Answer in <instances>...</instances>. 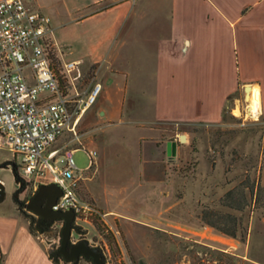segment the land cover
<instances>
[{
	"label": "rangeland",
	"instance_id": "1",
	"mask_svg": "<svg viewBox=\"0 0 264 264\" xmlns=\"http://www.w3.org/2000/svg\"><path fill=\"white\" fill-rule=\"evenodd\" d=\"M39 1L46 9H64V0ZM128 1L133 10L123 36L117 39L120 49L125 50L122 55L130 54L132 59H122L124 68H119L115 59L108 66L113 71L125 72L141 60V48L146 52L150 46L152 52L151 41L147 45L142 38L134 45L135 33L154 37L161 32L160 27H153L161 18L165 0ZM70 50L60 46L62 57L71 58L76 53L74 47ZM60 63L57 58V71ZM99 65L81 62L74 89L66 77L59 78L65 93L77 92L83 99L98 78ZM99 96L98 91L80 116L75 135L65 134L53 144L77 147L71 157L79 170L88 163L84 148L95 151V162L83 173L75 192L105 216L103 220L90 218V222L73 220L69 242L84 239L99 248L104 264H264V195L257 189L259 169L264 164V119L250 114L245 93L226 101L217 123L151 126L128 115L135 108L133 103L128 105L129 98L123 107V121L100 122L92 111ZM180 134L184 141H179ZM167 141L175 143L173 156L165 152ZM12 163L11 152L0 145V179L5 191L17 196L19 213L29 219L34 234L52 254L59 244L62 223L40 229L38 218L23 207L34 191L32 185L28 183L23 193L17 190L21 180L14 177ZM9 205L10 200H5L0 209ZM237 205H242L241 209L235 208ZM207 220L234 231V237L210 226ZM57 259L62 264H92L84 257L75 262Z\"/></svg>",
	"mask_w": 264,
	"mask_h": 264
},
{
	"label": "crops",
	"instance_id": "2",
	"mask_svg": "<svg viewBox=\"0 0 264 264\" xmlns=\"http://www.w3.org/2000/svg\"><path fill=\"white\" fill-rule=\"evenodd\" d=\"M31 1L53 22L60 64L73 61L80 69L83 61L100 63L95 78L100 96L92 106L100 122L123 121L129 98L128 105L133 103L135 108L128 115L142 125L213 124L221 120L226 101L242 92L246 107L256 101L257 115L264 119V0H165L153 27L161 32L154 37L135 33L134 45L142 38L147 45L151 41L152 52L150 46L147 53L141 48V60H132L134 64L125 72L108 66L116 59L117 66L124 68L122 59H132L130 54L122 55L125 50L117 39L133 10L128 0L113 4L110 0H64V9H46L41 1ZM62 45L69 53L74 47L76 53L62 57ZM0 183V207L10 200L6 210L0 209V264H62L50 258L55 253L49 255L40 237L30 231L28 219L19 213L17 196L5 191L1 179ZM259 184L264 187L263 163ZM17 190L23 193L26 185L21 182Z\"/></svg>",
	"mask_w": 264,
	"mask_h": 264
},
{
	"label": "built area",
	"instance_id": "3",
	"mask_svg": "<svg viewBox=\"0 0 264 264\" xmlns=\"http://www.w3.org/2000/svg\"><path fill=\"white\" fill-rule=\"evenodd\" d=\"M52 35L50 17L31 0H0V145L11 152L14 177L22 184L55 183L60 188L52 210L71 209L72 221L103 220L105 213L75 192L95 162V151L82 147L88 163L79 170L71 157L77 147L53 146L63 135H75L100 84L94 81L83 99L77 92L65 93L59 78L66 77L74 89L79 68L76 62L65 61L57 71ZM57 221L62 223H53Z\"/></svg>",
	"mask_w": 264,
	"mask_h": 264
},
{
	"label": "water",
	"instance_id": "4",
	"mask_svg": "<svg viewBox=\"0 0 264 264\" xmlns=\"http://www.w3.org/2000/svg\"><path fill=\"white\" fill-rule=\"evenodd\" d=\"M184 135L180 134L179 141H184ZM174 155V143L166 142V153ZM3 193V187L0 183V197ZM60 194V188L55 183L39 184L34 189L28 200L23 204L24 209L29 210L41 218H46L49 221L61 220L60 228V249L67 247L69 254L64 256L67 261H74L78 256L89 257L92 264H104L101 250L95 246H91L86 240L81 239L75 243H68L71 222L73 219V211L67 210H52L51 205Z\"/></svg>",
	"mask_w": 264,
	"mask_h": 264
},
{
	"label": "flooded vegetation",
	"instance_id": "5",
	"mask_svg": "<svg viewBox=\"0 0 264 264\" xmlns=\"http://www.w3.org/2000/svg\"><path fill=\"white\" fill-rule=\"evenodd\" d=\"M27 211H29V210H27ZM29 212H31V211H29ZM31 213L34 214V215L38 218V221H37V222H40V224H41L40 229H49V228L51 227L52 223L54 222V221H49V220L46 219V218H41L39 215H37V214H35V213H33V212H31ZM59 241H60V238H59ZM76 242H77V241H76ZM68 243L71 244V242H69V239H68ZM74 243H75V242H74ZM54 253H55V255H56L57 257L61 258L62 260H65V259H64V256H65V255H68V254H69V251H68L67 247H66L65 249L61 250V249H60V246H59V244H58V246L56 247ZM79 257H82V256H78V258H79ZM78 258H77V259H78ZM77 259H76V260H77ZM76 260H74V261H68V262H75ZM65 261H67V260H65Z\"/></svg>",
	"mask_w": 264,
	"mask_h": 264
},
{
	"label": "trees",
	"instance_id": "6",
	"mask_svg": "<svg viewBox=\"0 0 264 264\" xmlns=\"http://www.w3.org/2000/svg\"><path fill=\"white\" fill-rule=\"evenodd\" d=\"M257 189L259 190V192H261L262 195H264V187H262V186L259 184V185L257 186ZM228 205L231 206V204H228ZM241 207H242V205H237V207H235V208L241 209ZM27 219H28V218H27ZM28 221H29V219H28ZM206 222H207V224H209L210 226L217 228L220 232H222V233H224V234H227V235H229V236H231V237H234V231L228 232V231H226V230H224V229H221V228L217 227V224H216L215 221L207 220ZM29 229H30V231H31L32 233H34L33 230H32L31 227H30V221H29ZM49 255H50V253H49ZM56 257H57V256H56ZM56 257L50 256V258H51L54 262H57V258H56ZM84 258H85L87 261H90V262H91V260H90L89 257H84Z\"/></svg>",
	"mask_w": 264,
	"mask_h": 264
},
{
	"label": "bare ground",
	"instance_id": "7",
	"mask_svg": "<svg viewBox=\"0 0 264 264\" xmlns=\"http://www.w3.org/2000/svg\"><path fill=\"white\" fill-rule=\"evenodd\" d=\"M254 99L255 100H258V98H257V91L256 90L254 91ZM247 107H248V105H247ZM248 109H249V112H251L253 115H256L257 112H258V106H257L256 101H255V103L251 104ZM184 140H185V137H184Z\"/></svg>",
	"mask_w": 264,
	"mask_h": 264
}]
</instances>
